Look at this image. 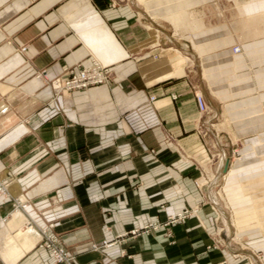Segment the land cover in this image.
Segmentation results:
<instances>
[{"label":"crops","instance_id":"0c3cea01","mask_svg":"<svg viewBox=\"0 0 264 264\" xmlns=\"http://www.w3.org/2000/svg\"><path fill=\"white\" fill-rule=\"evenodd\" d=\"M263 26L264 0H0V264H54L50 226L79 264H220V180L234 233L264 245ZM94 62L105 85L57 93ZM213 114L240 160L206 197L214 146L228 159Z\"/></svg>","mask_w":264,"mask_h":264},{"label":"rangeland","instance_id":"374dc122","mask_svg":"<svg viewBox=\"0 0 264 264\" xmlns=\"http://www.w3.org/2000/svg\"><path fill=\"white\" fill-rule=\"evenodd\" d=\"M135 2L137 3V1H135ZM149 31H151V30H149ZM262 36H264V33H262ZM236 47L239 48L238 46H236ZM234 48L235 47L232 48V52H233ZM196 95H200V94H196ZM206 109H207V111L210 110L207 105H206ZM209 116H211V115H209ZM212 118L215 120V122L212 124L213 125L212 127L215 126L214 124L217 125L214 127V129L216 131H218V133L220 134L221 147L225 150L226 155L228 157V159H227L225 156L226 160H229V158H231L232 160L235 158H236V160H240L239 155L236 153V150H238L237 148H238L239 143L232 136L228 135V130H226L224 118H221V119L219 118L220 120L217 121L218 116L216 114L215 115L213 114ZM218 151H219V149L215 148V146H214V152H212L213 159L211 158V161L215 160V163H218V157H219V167H220V163H221L220 160L221 159L224 160V154L223 155L221 154L218 156ZM213 163H214V161L211 162V165ZM219 167L217 170V176H216V174H213V177H212L213 168L210 167L209 170L207 171V174L205 173L203 175V178L205 179L206 184L204 183L203 180L198 183L197 187L204 191V193L206 194V197H207L208 191H210L207 182L212 179L211 180L212 187H214L216 185L217 180L219 179V176H218L219 175V172H218ZM223 182H224L223 180H220L219 183L217 184V187L215 188L214 195L216 197L217 202L216 201L215 202L212 201V202L215 203L216 205L219 204L223 208L225 214L228 215L229 218L231 217L229 219L231 222V225H229L230 224L229 223L226 226L222 222L220 217L213 219V223H214L215 228L221 229L218 232V235L216 236V238H218L222 241V245H220V244H218V241L216 238H215L216 240H212L213 241L212 245H213V247H215L214 248L215 249L214 250L215 255L220 256L222 258V260H221L222 262L220 264H229L227 261H225L226 260L225 257H227L228 255H230V257L233 259L235 258V260H244L248 263L251 262L253 264H264V245L256 246V248H254V247L252 248L250 246L251 243L253 241H255L258 236L255 235L252 239H247L246 237L243 239V237L240 236V234L243 232L246 234L248 233V230L247 231L244 230L246 227L242 228L243 232H240V234L238 233L236 235L234 233L235 232V226H233V220L235 218L232 217L234 214V210L232 208H229V206L227 205L228 201L223 199ZM206 204H207V201L204 200L200 206H197L195 208H188V209L184 210L182 213H180L176 216L170 217L167 224L170 226H176L177 228L179 226L183 227V223L186 220H188L189 217L192 216L196 210H198L202 206H206ZM240 219H244V217L240 218ZM262 219H264V218H262ZM146 227H148V226H146ZM156 227H161V226H153L152 228H156ZM229 228H230V232L228 231ZM148 229L149 228H145L143 230L144 233L147 232ZM130 235L134 236L132 234H130ZM249 235H253V234H249ZM208 251H210V250H208ZM211 251H213V250H211ZM241 257H243V258H241ZM73 264H79V263L73 258Z\"/></svg>","mask_w":264,"mask_h":264},{"label":"built area","instance_id":"2783aa9c","mask_svg":"<svg viewBox=\"0 0 264 264\" xmlns=\"http://www.w3.org/2000/svg\"><path fill=\"white\" fill-rule=\"evenodd\" d=\"M107 81L108 77L106 68L100 65L98 62H94L89 68L81 67L71 69L67 79L58 85L57 90L60 92L85 91L90 88L105 85ZM173 99H175V97H173ZM195 100L199 112L207 115L208 111L203 98L199 95H195ZM2 191L3 188L0 186V192ZM19 208L24 210L26 206L22 205L19 206ZM5 220L6 219H2L0 222H5ZM51 227L52 226L41 231V242L38 247L47 250L53 258L55 264H73V257L69 256L63 248L56 245V238L49 232ZM131 234L135 236L138 234V232L132 231Z\"/></svg>","mask_w":264,"mask_h":264},{"label":"bare ground","instance_id":"6f19581e","mask_svg":"<svg viewBox=\"0 0 264 264\" xmlns=\"http://www.w3.org/2000/svg\"><path fill=\"white\" fill-rule=\"evenodd\" d=\"M139 2H142V1H144V0H138ZM236 5V4H235ZM183 16V15H182ZM187 17H188V15H186ZM184 17V16H183ZM258 19V18H257ZM170 21L174 24V25H176L177 26V24H178V22L180 21V19H179V17H177V16H172L171 17V19H170ZM202 25V24H201ZM198 26V27H196L195 26V28L193 27V29L195 30H198V29H200L202 26ZM233 26V25H232ZM233 27H235L236 28V26H233ZM149 29V28H148ZM149 30H151V32L154 34V35H157L158 34V30H155V29H149ZM191 30V29H190ZM185 33H186V31H185ZM233 53L234 54H239L240 53V49L239 48H237V47H235L234 49H233ZM99 63V62H98ZM100 64V63H99ZM100 65H102V64H100ZM103 66V65H102ZM104 67V66H103ZM58 85H60V84H58ZM58 85H57V87H58ZM57 87H56V91H57V93H61V92H64V91H58L57 90ZM88 90V89H87ZM199 96H201L202 97V95H199ZM203 98V97H202ZM203 100H204V98H203ZM205 102V101H204ZM205 105H206V103H205ZM223 155V154H222ZM220 167H219V176H221V170L223 169V173H226L227 172V170H228V165H229V160H227L226 161V163H225V160H220ZM225 164V166H224V168H223V165ZM225 167H226V169H225ZM214 193V192H213ZM212 196V195H211ZM214 196V195H213ZM213 202H215L216 201V197L214 196L213 197ZM217 202V201H216ZM3 223V222H2ZM53 262H54V260H53ZM54 264H55V262H54Z\"/></svg>","mask_w":264,"mask_h":264},{"label":"water","instance_id":"95a60500","mask_svg":"<svg viewBox=\"0 0 264 264\" xmlns=\"http://www.w3.org/2000/svg\"><path fill=\"white\" fill-rule=\"evenodd\" d=\"M225 169H226V167H225Z\"/></svg>","mask_w":264,"mask_h":264}]
</instances>
